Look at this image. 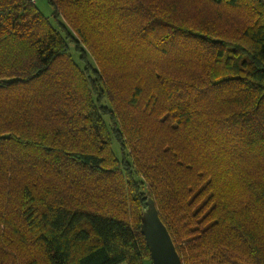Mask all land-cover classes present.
I'll return each instance as SVG.
<instances>
[{
	"label": "trees",
	"instance_id": "trees-1",
	"mask_svg": "<svg viewBox=\"0 0 264 264\" xmlns=\"http://www.w3.org/2000/svg\"><path fill=\"white\" fill-rule=\"evenodd\" d=\"M46 1L0 0V264H147L148 199L264 264V0Z\"/></svg>",
	"mask_w": 264,
	"mask_h": 264
},
{
	"label": "water",
	"instance_id": "water-1",
	"mask_svg": "<svg viewBox=\"0 0 264 264\" xmlns=\"http://www.w3.org/2000/svg\"><path fill=\"white\" fill-rule=\"evenodd\" d=\"M141 212L140 232L150 253L151 264H181L167 228L159 218L154 202L146 201Z\"/></svg>",
	"mask_w": 264,
	"mask_h": 264
},
{
	"label": "rangeland",
	"instance_id": "rangeland-1",
	"mask_svg": "<svg viewBox=\"0 0 264 264\" xmlns=\"http://www.w3.org/2000/svg\"><path fill=\"white\" fill-rule=\"evenodd\" d=\"M38 9L42 12L44 16L50 17L51 14V7L47 4L46 0H38L37 5ZM54 25V24H52ZM55 26V25H54ZM74 59L76 63L79 65V67H82V64L78 61V56L74 54ZM112 149L114 153L119 156V147L116 144V142H113ZM147 264H151V262H147Z\"/></svg>",
	"mask_w": 264,
	"mask_h": 264
},
{
	"label": "built area",
	"instance_id": "built-area-1",
	"mask_svg": "<svg viewBox=\"0 0 264 264\" xmlns=\"http://www.w3.org/2000/svg\"><path fill=\"white\" fill-rule=\"evenodd\" d=\"M32 3H35V0H31Z\"/></svg>",
	"mask_w": 264,
	"mask_h": 264
},
{
	"label": "crops",
	"instance_id": "crops-1",
	"mask_svg": "<svg viewBox=\"0 0 264 264\" xmlns=\"http://www.w3.org/2000/svg\"><path fill=\"white\" fill-rule=\"evenodd\" d=\"M120 264H126V263L123 262V263H120Z\"/></svg>",
	"mask_w": 264,
	"mask_h": 264
}]
</instances>
